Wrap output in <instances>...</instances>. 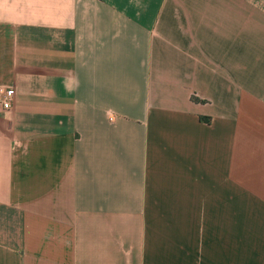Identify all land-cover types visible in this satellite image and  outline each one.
<instances>
[{"label": "crops", "instance_id": "crops-1", "mask_svg": "<svg viewBox=\"0 0 264 264\" xmlns=\"http://www.w3.org/2000/svg\"><path fill=\"white\" fill-rule=\"evenodd\" d=\"M0 264H264V0H0Z\"/></svg>", "mask_w": 264, "mask_h": 264}, {"label": "built area", "instance_id": "built-area-1", "mask_svg": "<svg viewBox=\"0 0 264 264\" xmlns=\"http://www.w3.org/2000/svg\"><path fill=\"white\" fill-rule=\"evenodd\" d=\"M14 92L12 89H3L0 92V110L7 111L13 103Z\"/></svg>", "mask_w": 264, "mask_h": 264}]
</instances>
